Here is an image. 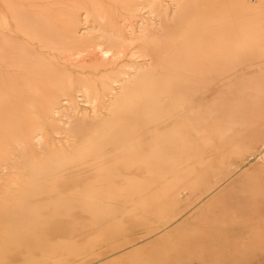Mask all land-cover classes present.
<instances>
[{
	"label": "rangeland",
	"instance_id": "obj_1",
	"mask_svg": "<svg viewBox=\"0 0 264 264\" xmlns=\"http://www.w3.org/2000/svg\"><path fill=\"white\" fill-rule=\"evenodd\" d=\"M127 1L131 2L129 8H123L120 0H0V133L4 139L7 135L5 141L10 142L9 146H2L4 150L0 146V158L6 159L7 164H16V169H10L0 161V264L4 259L6 264H264V136L250 147L231 145L242 130L264 124V0ZM190 2L194 7L196 4V11L198 7L204 11L187 13L179 19L182 24L177 20L171 29L172 18L183 13L178 11L179 5ZM197 14L200 22L195 23ZM163 22L169 26L168 42L177 45L175 62L170 70H160L157 84H162L152 85L158 86L154 91L160 90L148 94L143 110L134 111L139 114L128 111L126 107L140 106L143 96L141 101L131 96V101L129 96L119 101L118 97L123 95L121 85L136 77L141 68L151 70L156 65L136 47L144 37L139 34L146 25L160 33ZM133 34L138 36L132 37ZM196 45L203 48L204 55L199 57L217 60L215 88L211 93L210 86L192 87L190 73L179 68L182 57ZM169 74L174 79L180 74L181 81L189 77L185 83H177L167 78ZM202 76L200 79L210 78ZM199 94L204 105L218 98L222 100L219 110L226 109L214 122L215 127L213 124L217 136L213 135L210 122L198 125L202 128L199 138L195 132L184 136L186 132L179 128L184 127L183 119L176 121L179 126L174 123L176 129L170 122L172 132H176L169 128L173 135L162 134L166 138L161 139L172 142L173 136L177 141L182 136V143L170 152L174 159H169L165 170L162 164L166 160L161 158L160 151L152 154L158 156L151 162L163 169L157 170L155 178L145 170H119L121 165L132 162L129 143L123 142H129L132 135L133 142L143 141L147 129L167 123L162 116L156 123L146 121L144 111ZM114 101L126 106H122V112L116 110L118 105ZM193 108L194 116L190 110L187 116L196 117L198 111ZM125 115L134 117L125 123ZM112 116L118 124L100 126L102 120ZM194 120L189 121L197 123ZM74 128L79 130L75 133ZM101 128L104 130L100 131ZM119 137L124 140H117ZM19 145L24 146L20 149ZM237 147L244 152L234 154ZM145 153L135 160H146L148 152ZM34 165L30 171L29 166ZM140 165L144 167L141 162ZM41 168L44 169L39 171ZM108 171L112 177L103 173ZM108 180L116 181L117 187L109 185ZM128 195L130 198H125ZM243 199L254 200L250 202L253 214L235 217L232 210ZM221 209L226 211L220 213ZM232 227L234 232L226 231Z\"/></svg>",
	"mask_w": 264,
	"mask_h": 264
},
{
	"label": "bare ground",
	"instance_id": "obj_2",
	"mask_svg": "<svg viewBox=\"0 0 264 264\" xmlns=\"http://www.w3.org/2000/svg\"><path fill=\"white\" fill-rule=\"evenodd\" d=\"M51 1V0H50ZM133 1V0H132ZM146 1V0H145ZM151 1V0H150ZM204 1V0H203ZM223 1V0H222ZM221 1V2H222ZM112 2H113V0H112ZM120 2L122 3V5H123V8H129L130 7V1L128 2H126V0L124 1V0H120ZM142 2V1H141ZM197 2V1H196ZM202 2V1H201ZM200 2V3H201ZM58 3V2H57ZM70 3V2H69ZM79 3V2H78ZM139 3V2H138ZM144 3V2H143ZM150 3V2H149ZM148 3V4H149ZM177 3H178V1H177ZM180 3H182L181 2V0H180ZM179 3V4H180ZM226 3V2H225ZM47 4V3H46ZM91 4V3H90ZM156 4V3H155ZM174 4V3H173ZM43 5V4H42ZM50 5V4H49ZM60 5V4H59ZM160 5V4H159ZM158 5V6H159ZM194 5V4H193ZM192 5V3L190 2V3H187V4H184V5H179L180 6V8H179V12H181V11H183V13H182V15L181 14H178V16L179 17H174V18H172V25H171V29L173 28V27H175L176 25H177V23L178 22H175V21H177V20H179V19H181L183 16H185V15H187V13H191V15L192 14H194V12H198L199 11V13H202V10L204 9H200L199 7H198V5H197V7L199 8H196L197 9V11L194 9L195 7H196V4H195V7ZM204 5V4H203ZM178 6V5H177ZM178 6V7H179ZM199 6H200V4H199ZM209 6V5H208ZM132 8V7H131ZM151 8V7H150ZM176 8V7H175ZM175 8H174V10H175ZM212 8H214V7H212ZM56 9V8H55ZM55 9H53V10H55ZM154 9V8H153ZM186 9H187V11H186ZM45 10V9H44ZM150 10V9H149ZM161 10V9H160ZM49 11V10H48ZM125 11V10H124ZM204 11V10H203ZM127 13H128V11H126ZM129 12H131V11H129ZM153 12V11H152ZM151 12V13H152ZM161 12V11H160ZM163 12V11H162ZM175 12V11H174ZM146 13V12H145ZM155 13V12H154ZM173 13V12H172ZM189 13V14H190ZM91 14V13H90ZM156 14V13H155ZM154 14V15H155ZM158 15V14H157ZM156 15V16H157ZM165 15V14H164ZM155 16V17H156ZM158 16H160L161 18L162 17H164V16H161V15H158ZM157 16V17H158ZM166 16V15H165ZM188 16H190V15H188ZM196 16V20L195 21H193V22H195V23H198V22H200V15L199 14H197V15H195ZM93 17V16H92ZM167 17V16H166ZM130 18V17H129ZM126 19V18H125ZM130 19H132V18H130ZM102 20H103V17H102ZM124 20V19H123ZM148 20V19H147ZM152 20V19H151ZM156 20H158V18L156 19ZM160 20V19H159ZM183 20L184 19H182V22H183ZM94 21V20H93ZM149 21V20H148ZM165 21V20H164ZM180 22V24H182L181 23V20H179ZM188 21H191V19L190 20H188ZM187 21V22H188ZM150 22H152V21H150ZM158 22V21H157ZM156 22V23H157ZM160 22H162V19H161V21H159V23ZM205 22V21H204ZM185 23V22H184ZM100 24V23H99ZM121 24H124V21H123V23H121ZM130 24V23H129ZM134 24H135V21H134ZM140 24V23H139ZM139 24H137V25H139ZM164 24V26L162 27V25ZM161 24H159L160 25V27H162L163 28V30L162 31H160V33H159V31L156 33L155 31H154V29H156V28H154V29H152L151 27H146L144 24H142L143 25V27L145 26V28L143 29V27H142V32L139 34V37L141 38V35H143L144 37L140 40V42L137 44V48L138 49H142V51H143V55L147 58L148 57V60L150 61V62H152V61H155L156 62V65L154 66V68H152L151 70H149V69H145L144 68V70L142 71V68H141V71L140 72H138V73H136L137 74V76L136 77H134V78H132L129 82H126L124 85H121L122 87H123V95L122 96H119L118 97V100L119 101H122V100H124L126 97H128L129 96V98H128V100H130L131 98H130V96L134 99V100H138V101H141L140 100V98L142 97V101H141V104H140V106H138V107H135V105H134V107H126V106H124V105H122L123 107H126L125 109L126 110H128V111H131V112H134V111H141V110H143V106H144V104L146 103V100H148L147 99V96H149L150 94L149 93H151L152 91H154L155 90V88H157L158 86H156V87H153L152 85H158L157 84V79H159V78H161L160 76H159V73H160V70H162V71H166V69L168 70V67H169V70L171 69V63H173V62H175V60L173 61V59L177 56L176 55V53L178 52L177 51V45H176V43H170V42H168V40H167V34L169 33L168 32V23L166 22H163V23H161ZM151 25H152V23H151ZM191 25V24H190ZM133 26H135V25H133ZM149 26V25H148ZM194 26V25H193ZM132 27V26H131ZM159 27V26H158ZM160 27H159V29H160ZM179 27V26H178ZM127 28V27H126ZM207 28V27H206ZM132 29V28H131ZM138 29V28H137ZM179 29V28H178ZM194 29V28H193ZM139 30V29H138ZM203 30L205 31V29L203 28ZM108 31V30H107ZM110 31V30H109ZM138 32V31H137ZM182 32H184V31H182ZM187 32V31H186ZM108 33V32H107ZM128 33V32H127ZM131 33H133V31L131 32ZM130 33V34H131ZM190 33V32H189ZM219 33V32H218ZM126 34V33H125ZM172 34V33H171ZM195 34V33H194ZM203 34V33H202ZM112 35V34H111ZM156 35H158V36H156ZM178 35H180V34H178ZM186 35V34H185ZM211 35V34H210ZM138 35H134L133 34V36L132 37H137ZM169 36V35H168ZM177 36V35H176ZM195 36V35H194ZM180 37V36H179ZM177 38V37H176ZM186 38H187V36H186ZM212 38V37H211ZM6 39V38H5ZM98 39V38H97ZM106 39H108V37L106 38ZM172 39H173V37H172ZM174 39H175V36H174ZM4 40V39H3ZM110 40V39H109ZM177 40V39H176ZM190 40V39H189ZM192 41H194V38H193V40ZM203 41V40H202ZM16 42V41H15ZM15 42H13V43H15ZM38 42V41H37ZM58 42V41H57ZM111 42V41H110ZM171 42H173V41H171ZM5 43V42H4ZM44 43V42H43ZM119 43V42H118ZM56 44V43H55ZM202 44V43H201ZM117 45V44H116ZM119 45V44H118ZM181 45V44H180ZM195 45V44H194ZM110 46V45H109ZM197 47H195V48H193L192 50H189V52H188V54L187 55H185L184 56V58L182 57V61H183V64L179 67L180 68V70L181 71H184V72H186V73H190V77H191V80H192V82L194 83V85L192 86V87H196V86H198V85H200L199 87H203V86H210L212 89L210 90V93L211 92H213V89L215 88V85H214V83H215V81H216V79L214 78V74H215V72L217 71V65H216V58H211V59H208V61H205L204 59H203V57H199V55L201 54V52L203 51V48L202 47H198V45H196ZM120 47V46H119ZM21 49V48H20ZM51 49V48H50ZM134 49H135V47H134ZM173 49V50H172ZM186 49V48H185ZM15 50V49H14ZM22 50V49H21ZM69 50V49H68ZM87 50H89V49H87ZM87 50H85V51H87ZM94 50V49H93ZM186 50H188V49H186ZM51 51V50H50ZM56 51V50H55ZM67 51V50H66ZM70 51V50H69ZM72 51V50H71ZM84 51V50H83ZM84 51V52H85ZM96 51V50H95ZM140 51V50H139ZM21 52V51H20ZM19 52V53H20ZM35 52V51H34ZM68 52V51H67ZM76 52V51H75ZM79 52H80V50H79ZM79 52H78V54H79ZM99 52V51H98ZM120 52V51H119ZM138 52V51H137ZM235 52V51H234ZM57 53V52H56ZM62 53V52H61ZM83 52H81L80 54H82ZM87 53V52H86ZM97 53V52H96ZM105 53V52H104ZM24 54V53H23ZM59 54V53H58ZM63 54V53H62ZM66 54V53H65ZM108 54V53H107ZM117 54V53H116ZM135 54V53H134ZM203 55H204V53H202ZM201 54V55H202ZM50 55V54H49ZM64 55V54H63ZM74 55H76V54H74ZM73 55V56H74ZM112 55V54H111ZM111 55H110V59H111ZM118 55H119V53H118ZM140 55V54H139ZM142 55V54H141ZM180 55V54H179ZM200 55V56H201ZM32 56V55H31ZM52 56V55H51ZM86 56V55H85ZM99 56V55H98ZM135 56V55H134ZM182 56V55H181ZM210 56V55H209ZM214 56V55H213ZM75 57V56H74ZM78 57V56H77ZM90 57V56H89ZM105 57V56H104ZM143 57V56H142ZM144 57V58H145ZM216 57H217V55H216ZM2 58V57H1ZM5 58V57H4ZM3 58V59H4ZM67 58H68V56H67ZM70 59H71V57H69ZM113 58H115V57H113ZM137 58V57H136ZM7 59V58H6ZM92 59V58H91ZM105 59H107V56H106V58ZM119 59V58H118ZM54 60V59H53ZM147 60V59H146ZM181 60V59H180ZM236 60V59H235ZM68 61V60H67ZM81 61L82 60H80V63H81ZM91 61V60H90ZM239 61V60H238ZM32 62H34L33 60H32ZM38 62V61H37ZM36 62V63H37ZM115 62V61H114ZM148 62V61H147ZM12 63V62H11ZM79 63V62H78ZM207 63V64H206ZM40 64V63H39ZM45 64V63H44ZM72 64V63H71ZM87 64H90V63H87ZM151 63H149V65H150ZM175 64V63H174ZM174 64H172L173 66H175ZM51 65V64H50ZM95 65V64H94ZM154 65V64H153ZM153 65H151L152 67H153ZM12 67H14V66H12ZM99 67V66H98ZM97 67V68H98ZM138 67H140V66H138ZM33 68V67H32ZM125 68H127V67H125ZM147 68V67H146ZM149 68V67H148ZM51 69V68H50ZM221 69V68H220ZM112 71V70H111ZM110 71V72H111ZM138 71V70H137ZM208 71H210L211 72V74H208L207 72ZM39 72V71H38ZM171 71H169L168 73H170ZM175 72H176V70H175ZM33 73V72H32ZM49 73V72H48ZM52 73H54V72H52ZM56 73V72H55ZM66 73V72H65ZM124 73H127V71L126 72H124ZM167 73V72H166ZM167 73V74H168ZM195 73H199V74H201V75H198V76H196V75H194ZM39 74V73H38ZM37 74V75H38ZM119 74V73H118ZM122 74V73H121ZM128 74V73H127ZM51 75V74H50ZM202 75H209L210 76V78H203V79H200V77H204V76H202ZM45 76V75H44ZM122 76V75H121ZM120 76V77H121ZM126 76V75H125ZM128 76V75H127ZM172 75H168L167 76V78L168 79H173V80H175L177 83H181V82H184L185 83V81L187 80L186 78L187 77H189V76H185V79H183V81H181V79L179 78V77H182L180 74H179V79L178 78H176V79H174L173 77H171ZM47 77H48V75H47ZM53 77V76H52ZM101 77V76H100ZM132 77H133V75H132ZM176 77V76H175ZM46 79V78H45ZM106 79H107V77H106ZM34 80H35V78H34ZM40 80V79H39ZM44 80V79H43ZM51 80V79H50ZM180 80V81H179ZM52 81V80H51ZM75 81V80H74ZM99 81V80H98ZM121 81V80H120ZM59 82H60V80H59ZM76 82V81H75ZM100 82V81H99ZM109 82V81H108ZM50 83V82H49ZM78 83V82H77ZM112 83V82H111ZM184 83H182L180 86H183V84ZM52 84V83H51ZM56 83L54 82V85H55ZM58 84V83H57ZM60 84V83H59ZM98 84V83H97ZM162 84V83H161ZM161 84H159V85H161ZM168 84V83H167ZM174 84V83H173ZM186 84H187V82H186ZM185 84V85H186ZM190 84V83H189ZM79 85H81V84H79ZM104 85V84H103ZM154 85V86H155ZM165 85V84H164ZM170 85V84H169ZM176 85V86H175ZM175 88L176 87H178L177 85L178 84H176L175 83ZM140 86V88H138ZM172 86V85H171ZM54 87V86H53ZM61 87V86H60ZM81 87V86H80ZM84 87V86H83ZM104 87H106V86H104ZM141 87H142V89H141ZM165 87V86H164ZM168 87V86H167ZM186 87V86H185ZM187 87H189L188 85H187ZM199 87H198V89H199ZM55 88V87H54ZM53 88V89H54ZM62 88V87H61ZM169 88V87H168ZM183 88V87H182ZM182 88H178L179 90L180 89H182ZM35 89V88H34ZM65 89V88H64ZM85 89V88H84ZM159 89V88H158ZM185 89V88H184ZM191 89V88H190ZM87 90V89H86ZM160 90V89H159ZM159 90H156V91H158L159 92ZM174 90V89H173ZM178 90V91H179ZM195 90V89H194ZM193 90V91H194ZM156 91H154V92H156ZM165 91V90H164ZM187 91H188V89H187ZM196 91V90H195ZM199 91V90H198ZM157 92V93H158ZM168 92V91H167ZM171 92V91H170ZM177 92V91H176ZM87 93H88V91H87ZM153 93V92H152ZM161 93H164V92H162V90H161ZM179 93V92H178ZM184 93H186V90H185V92ZM196 93H197V91H196ZM86 94V93H85ZM89 94V93H88ZM149 94V95H148ZM172 94V93H171ZM173 94H175V93H173ZM182 95H183V92L181 93ZM186 94H188V93H186ZM161 95H163V94H161ZM166 95V94H165ZM179 94H177V96H178ZM87 96V95H86ZM154 96V95H153ZM168 96V95H167ZM185 96V95H184ZM151 97V96H150ZM180 97H181V95H180ZM201 97H202V94H199V95H197L196 97H194V95H191V96H187L186 98H183V99H181L180 101L178 100V99H176L177 100V102L175 103V104H172L171 105V103H170V106H168V104L167 105H160V106H158L157 108H153V109H151L150 110V112H146L145 113V111H144V115H142V113H143V111H142V113H141V115L142 116H144V117H146L145 119H146V121H148V122H157V120L162 116V120L163 119H165L166 121H167V123L169 122H172V125L175 123L176 125H177V123H176V121H179V120H182L183 119V122H184V127H179V128H183L182 130H183V133H184V131L187 133H184L183 135L184 136H186V135H188L189 136V134H190V136H192L193 134H194V132L198 135V136H196V137H200V136H202L201 134H202V132H200V131H202V128H201V130L199 129V124L201 123H203L202 125L203 126H205V122H210L211 123V125H212V130H213V135H216L218 132H217V129L215 130L214 128H213V124H214V122L216 123V121H217V119H220V118H218V116L220 115V113L222 112V110H219V109H221V107L218 105L219 104V102L220 101H222V100H217V99H212V101H211V103H210V105H204V103L203 102H201ZM161 98V97H160ZM177 98V97H176ZM220 98V97H219ZM152 100H153V98H151ZM180 99V98H179ZM161 100V99H160ZM224 100V99H223ZM240 100V99H239ZM131 101V100H130ZM151 101V100H150ZM155 101V100H154ZM153 101V102H154ZM158 101V100H157ZM172 102L174 101L175 102V100H171ZM115 102V101H114ZM116 102H117V98H116ZM115 102V103H116ZM168 102H170V101H168ZM198 102V103H197ZM200 102V103H199ZM242 102V101H241ZM264 102V101H263ZM225 103V102H224ZM234 103V102H233ZM137 104L138 103H136V106H137ZM197 104H200L199 105V107H196V105ZM244 104V103H243ZM248 104V103H247ZM259 104V103H258ZM262 104V103H261ZM115 106L116 105H118L117 107H116V110L117 111H119V113H120V111L122 112V106L121 105H119L118 103H116V104H114ZM129 105V104H128ZM245 105V104H244ZM243 105V107H245ZM114 106V107H115ZM130 106V105H129ZM146 106V105H145ZM198 106V105H197ZM249 106V105H248ZM260 106H262V105H260ZM192 107H194L193 109L194 110H196L195 109V107L196 108H198V110H196V111H198V113H197V115H199L198 117H197V115H196V117H192V116H194V114H195V112L193 113V110L191 111V108ZM234 107V106H233ZM242 107V108H243ZM258 107H259V105H258ZM257 107V108H258ZM110 108V107H109ZM112 109H113V107H111ZM171 108V110L170 111H168L169 109ZM223 108V107H222ZM227 108V107H226ZM236 108V107H235ZM246 108L247 107H245V110H246ZM248 108H250V107H248ZM263 108V107H262ZM112 109H108V110H111L112 111ZM145 109H146V107H145ZM168 109V110H167ZM5 110V109H4ZM114 110V109H113ZM124 110V109H123ZM193 113V115L191 116V117H189V116H187L188 114H190L191 112ZM204 110V113H203V115H201L202 114V111ZM224 110H226V109H224ZM223 110V111H224ZM228 110V112H229V109H227ZM189 111V112H188ZM243 111H244V109H243ZM248 111V110H247ZM246 111V112H247ZM260 111V110H259ZM262 111V110H261ZM114 112V114L116 113L115 111H112L111 113H113ZM138 112H134V113H138ZM188 112V113H187ZM240 112V111H239ZM254 112V111H253ZM126 112H124V114H125ZM149 113V114H148ZM232 113V112H231ZM234 113V112H233ZM236 113V112H235ZM245 113V112H244ZM264 113V112H263ZM5 114V113H4ZM130 114V113H129ZM128 114V116H131V115H129ZM139 114V113H138ZM225 114V113H224ZM246 114V113H245ZM245 114H244V117H245ZM257 114V113H256ZM3 115V114H2ZM9 115V114H8ZM7 115V116H8ZM108 115H110V114H108ZM111 115H113V114H111ZM122 115V114H121ZM140 115V116H141ZM238 115V117L240 118V116H239V114H237ZM243 115V114H242ZM254 115V114H253ZM126 116V118H127V115H125ZM133 116V115H132ZM258 116V115H257ZM11 117H12V115H11ZM110 117V116H109ZM118 117V116H117ZM134 117V116H133ZM133 117H131L132 119H133ZM143 117V118H144ZM184 117H186V118H192V119H189L188 118V123L187 122H185L184 120L186 119H184ZM237 117V118H238ZM115 118V117H114ZM114 118H113V116H112V119H105V120H102L101 122H100V126H102V124H104L103 126H105L107 123H114V124H118L119 123V121L117 122L116 120H114ZM129 118V117H128ZM125 119V123H126V121L127 120H131V118H129V119ZM193 118H196L195 120L197 121V123H192L191 121L192 120H194ZM199 118V121L197 120ZM233 118V117H232ZM13 119V118H12ZM119 119H121V117L119 118ZM235 119V118H234ZM2 120H4V119H2ZM189 120H191V121H189ZM193 121V122H196V121ZM8 121V120H7ZM10 121V120H9ZM8 121V122H9ZM81 121V120H80ZM83 121V120H82ZM81 121V122H82ZM173 121H175V122H173ZM256 121H258V120H256ZM260 121H263L262 120V118H261V120ZM78 123H80L79 121H77ZM99 122V121H98ZM123 122H124V120H123ZM150 122V123H151ZM165 122V121H164ZM183 122L181 121V123L183 124ZM255 122V121H254ZM0 123H1V121H0ZM5 123V122H4ZM28 123V122H27ZM78 123L76 124V126L78 125ZM95 123V122H94ZM129 123L130 122H128V125H129ZM135 123V122H134ZM133 123V124H134ZM164 124V125H156V126H152L150 129H147L148 131L146 132V134L145 135H143V136H146V138L143 140V141H134L133 142V135L130 137V138H126V139H130L129 140V142H123L124 144H128L129 143V145L128 146H130V148L128 149V151H130V153H129V158L132 160V162H130L129 164H126V165H121L120 167H119V170L120 171H129V170H132V171H137V172H141V171H143V170H145V172L147 173V175L149 176V177H153V178H155V175H157V170L160 172L161 171V169L162 168H164V166L167 168V166L170 164H168V165H166V163L169 161V159H174V157L172 158H170V152H172L173 150H174V148H175V146H177V144H179V143H182V136H181V138H179L178 139V141H177V139L175 140L174 139V136H173V140H175L174 142H173V140L171 139V141L172 142H170V137L168 138L169 140H162L163 138H162V134H164V136H166L167 135V133L169 134V128L171 129V132H172V129L174 130V127H175V129H176V125L173 127V128H171L172 127V125H171V123H170V125L169 124ZM180 123V122H179ZM179 123H178V125L177 126H179ZM252 123V122H251ZM262 123V122H261ZM12 124V123H11ZM141 124V123H140ZM182 124H180V125H182ZM209 124V123H208ZM208 124H206V125H208ZM257 124V123H256ZM86 125V124H85ZM110 125V124H109ZM108 125V126H109ZM123 125H125L124 123H123ZM135 125V124H134ZM246 125H248V124H246ZM250 125V124H249ZM1 126V125H0ZM2 126H3V128L5 127L3 124H2ZM18 126V125H17ZM17 126H16V128H17ZM118 126V125H117ZM126 126H127V124H126ZM125 126V127H126ZM170 126V127H169ZM7 127V126H6ZM81 127L83 128L84 126H82L81 125ZM107 127V126H106ZM119 127V126H118ZM122 127V126H121ZM120 127V128H121ZM128 127V126H127ZM131 128L133 127V126H130ZM198 127V128H197ZM214 127H215V124H214ZM219 127V126H218ZM14 128V127H13ZM26 128V127H25ZM28 128V127H27ZM77 128H79V127H77ZM77 128H74L73 129V131H75V133L79 130H77ZM108 128V127H107ZM115 128V127H114ZM193 128V129H192ZM197 128V129H196ZM209 128V127H208ZM241 128H243V127H241ZM5 129V128H4ZM7 129V128H6ZM42 129V128H41ZM116 129V128H115ZM119 129V128H118ZM128 129V131H129V133H130V131H131V129H129V128H127ZM177 129H178V127H177ZM192 129V130H191ZM207 129V128H206ZM244 129V128H243ZM81 130V129H80ZM102 130H104V129H100V131H102ZM125 130V129H124ZM187 130V131H186ZM196 130V131H195ZM234 130V129H233ZM72 131V132H73ZM113 131V130H112ZM115 131V130H114ZM120 130H118V132H119ZM122 131H123V128H122ZM127 131V130H126ZM133 131V130H132ZM198 131V132H197ZM31 131H29V133H30ZM35 132H36V130H35ZM80 132V131H79ZM110 132V130L108 131V133ZM160 132V134H157V133H159ZM170 132V134L171 135H173L172 133L173 132H176V131H173L172 133ZM182 132V131H181ZM180 132V133H181ZM201 134H200V133ZM6 133V132H5ZM9 133H11V132H9ZM74 133V134H75ZM124 133V132H123ZM126 133V132H125ZM141 133V132H140ZM177 133H178V131H177ZM206 133V132H205ZM232 133V132H231ZM40 134V133H39ZM74 134H73V136H74ZM122 134V133H121ZM128 134V133H127ZM138 132L136 133V135H137V137H138ZM142 134H144V133H142ZM156 134V135H155ZM169 134V136H171ZM175 134V133H174ZM235 134V133H234ZM36 135V134H35ZM80 135V134H79ZM82 135V134H81ZM119 135H120V133H119ZM140 135V134H139ZM155 135V136H154ZM180 135V134H179ZM207 135V134H206ZM0 136H1V133H0ZM5 136V135H4ZM11 136V135H10ZM30 136V135H29ZM92 136V135H91ZM154 136V137H153ZM163 136V137H164ZM177 136V135H176ZM175 136V137H176ZM187 136V137H188ZM217 136V135H216ZM240 137H239V139L238 138H236L234 141H235V143L233 142L231 145H235L236 143L238 144V145H241V146H239V147H243V146H245L246 147V145H247V147H250L251 146V144L253 143V141H254V143H255V140L256 139H260L262 136H264V124H262V125H257L256 126V128H254V129H251V127H248L247 129H244V130H242L241 132H240V135H239ZM7 135H6V139H7ZM15 137V136H14ZM37 137V136H36ZM136 137V138H137ZM166 137H168V136H166ZM166 137H164V139L166 138ZM203 137H205V136H203ZM219 137V136H218ZM232 139H234L235 137H233V136H230ZM4 140H2V139ZM1 140H0V146L2 147V146H4V145H6V146H9L10 145V142H8V141H5L6 139H4L3 138V136H1ZM32 138V137H31ZM42 138V137H41ZM76 138V137H75ZM81 138V137H80ZM105 138H107V137H105ZM112 138H113V136H112ZM121 137H119V138H117V140H119ZM136 138H135V140H136ZM162 138V139H161ZM192 138V137H191ZM190 138V139H191ZM40 139V138H39ZM189 139V138H188ZM194 139V138H193ZM263 139V138H262ZM9 140V139H8ZM19 140V139H18ZM74 140H76V139H74ZM106 140V139H105ZM116 140V141H117ZM120 140H122V139H120ZM124 140V139H123ZM122 140V141H123ZM142 140V139H141ZM2 141V142H1ZM22 140H20V143H22L21 142ZM92 141H93V139H92ZM103 141H104V138H103ZM122 141L120 142L119 141V143H120V146H121V143H122ZM125 141H127V140H125ZM132 141V142H131ZM185 141V140H184ZM199 141V140H198ZM257 141V140H256ZM264 141V140H263ZM40 142V141H39ZM106 142H108V141H106ZM105 142V143H106ZM151 142V144H148V143H150ZM195 142H197V139H196V141L194 140L193 141V143H195ZM260 142V141H259ZM17 143V142H16ZM19 143V142H18ZM42 143V139H41V142L39 143V144H41ZM43 143H45V142H43ZM105 143H104V147H106L105 146ZM119 143H117L118 145H119ZM122 143V144H123ZM261 143H264V142H262V140H261ZM3 144V145H2ZM103 144V143H102ZM112 144V143H111ZM189 144V143H188ZM196 144V143H195ZM225 144H227V143H225ZM259 144V143H258ZM72 145H73V143H72ZM192 145H194V144H192ZM262 145V144H261ZM24 145H21V147H23ZM75 147H76V145H74ZM99 146V145H98ZM113 146H115V145H113ZM117 146V145H116ZM123 146V145H122ZM19 147H20V145H19ZM21 147H20V149H21ZM26 147V146H25ZM75 147H73L74 149H75ZM78 147H80V146H78ZM97 147V146H96ZM185 147H187L186 145H185ZM193 148L192 149H194V146H192ZM199 147V146H198ZM5 148V147H4ZM4 148L2 147V149L4 150ZM7 148V147H6ZM102 148V147H101ZM178 150L180 149L179 148V145H178ZM94 149V148H93ZM99 149H100V147H99ZM124 149V148H123ZM196 149H199V148H196ZM52 150V149H51ZM73 150V149H72ZM104 150V149H103ZM106 150V149H105ZM190 150V149H189ZM6 151H8V150H6ZM22 151H23V148H22ZM57 152H58V150H56ZM148 152V157H147V159L146 160H135V157H137V155L139 156V155H141V153L142 152ZM160 151V152H159ZM176 151H177V149H176ZM238 151H240V148H235V150H234V154H237V152ZM247 151V150H246ZM27 152H30V151H27ZM46 152V151H45ZM50 152V151H49ZM155 152H159V153H161V158H163V160H166L162 165H163V167L161 168V166H155L152 162H154L155 160H153L154 158H156V156H158V155H152V154H155ZM178 152V151H177ZM192 152V151H191ZM194 152V151H193ZM197 152H198V150H197ZM196 152V153H197ZM240 152H244L243 150L242 151H240ZM9 153V152H8ZM22 153V154H21ZM20 154H21V156L24 154V152H21ZM47 154H48V152H46ZM54 153H55V151H54ZM91 153V152H90ZM225 153V152H224ZM10 154H11V152H10ZM9 154V155H10ZM13 154V153H12ZM11 154V156H13ZM52 154V153H51ZM104 154V153H103ZM105 154H106V152H105ZM104 154V155H105ZM146 154V153H145ZM177 154V153H176ZM192 154V153H191ZM226 154H227V152H226ZM28 155H29V157H31V153H28ZM50 155V154H49ZM103 155V156H104ZM106 155H108V153L106 154ZM110 155V154H109ZM181 155H182V152H181ZM180 155V156H181ZM229 155V154H228ZM15 156V155H14ZM58 156V155H57ZM64 156V155H63ZM62 156V157H63ZM219 156V155H218ZM225 156V155H224ZM223 156V157H224ZM27 157V156H26ZM33 158H34V156H32ZM31 157V158H32ZM54 157H56L55 155H54ZM64 157H66V156H64ZM68 157V156H67ZM143 157V156H142ZM144 157H146V155L144 156ZM14 158V157H13ZM30 158V159H31ZM8 159H9V157H8ZM11 159H12V157H11ZM11 159H9V160H11ZM17 159V158H16ZM30 159H28V160H30ZM35 159V158H34ZM140 159H141V157H140ZM6 159H3V157H1L0 158V161H2V162H4V163H6L7 164V161H5ZM14 160V159H13ZM26 160H27V158H26ZM27 160V161H28ZM55 160V159H54ZM53 160V161H54ZM151 160H153L152 162H151ZM32 161V159L30 160V162ZM44 161V160H43ZM15 162H19V161H15ZM56 162V161H55ZM125 162V161H124ZM140 162L141 163H143L144 164V167L143 168H141L142 166L140 165ZM156 162H157V160H156ZM155 162V164H157ZM171 162V161H170ZM31 163H36V162H31ZM52 163V162H51ZM54 163V162H53ZM52 163V164H53ZM37 164V163H36ZM72 164V163H71ZM7 165H9V167L8 168H10V169H13V168H15L16 169V164H14L13 162H9V164H7ZM19 165V164H18ZM23 165V164H22ZM26 165H27V163H26ZM30 165H32V164H30ZM38 165V164H37ZM37 165H36V167H37ZM41 165V164H40ZM154 165V166H153ZM18 167V166H17ZM23 166H21L20 167V169L22 168ZM27 167V166H26ZM32 167H35V165L34 166H29V168H30V171H33V170H31V168ZM7 168V167H6ZM28 168V169H29ZM18 170H17V173H19L18 171H19V168H17ZM33 169V168H32ZM36 169V168H35ZM44 168H41L39 171H42ZM163 170V169H162ZM164 170H165V168H164ZM262 170H264V166H263V169ZM21 171V173H22V170H20ZM35 171V170H34ZM38 171V172H39ZM64 171V170H63ZM24 172V171H23ZM28 172H29V170H28ZM30 173V172H29ZM103 173H105V174H109V176H111V175H113L112 174V172L111 171H108V172H103ZM24 174V173H23ZM33 174V173H32ZM35 174V173H34ZM33 174V175H34ZM25 175V174H24ZM26 175H27V173H26ZM29 175V174H28ZM31 175V174H30ZM116 175V174H115ZM21 176H22V174H21ZM32 176V175H31ZM112 177V176H111ZM229 177V176H228ZM13 178V177H12ZM111 179V178H110ZM131 179H133V178H131ZM134 179H136V177L134 178ZM13 180V179H12ZM19 180H21V179H19ZM23 180V179H22ZM28 180V179H27ZM126 180V179H125ZM33 181V180H32ZM121 181V180H120ZM203 181V180H202ZM201 181V182H202ZM24 182H27V181H24ZM23 182V183H24ZM108 182L110 183L109 185H111L112 184V186H114V185H116L115 183H116V181H109L108 180ZM132 182H134L133 180H132ZM197 182H199V180L197 181ZM102 183H105V181L104 180H102ZM200 183V182H199ZM114 184V185H113ZM145 184V183H144ZM140 185V184H139ZM196 185V184H195ZM27 186V185H26ZM105 186V185H104ZM21 187V186H20ZM106 187H108V186H106ZM116 187H117V185H116ZM110 188V187H109ZM114 188V187H113ZM131 188H134V186L132 187L131 186ZM111 190V189H110ZM169 190V189H168ZM174 190V189H173ZM131 193V192H130ZM133 193V192H132ZM33 196V195H32ZM119 197H120V195H119ZM118 197V199L117 200H119L120 198ZM129 197V195L128 196H126L125 198H128ZM130 198V197H129ZM114 199V198H113ZM254 201V200H253ZM253 201L251 202V203H253ZM241 203H240V206H238L239 204H237L235 207V209L236 210H232V212H233V214H234V216L235 217H239L240 215L241 216H244V215H248V214H253L251 211L253 210V209H251V207H253L252 205H251V203L248 201V200H245V199H243V201H240ZM227 206V205H226ZM231 207H233V205L231 206ZM256 208V207H255ZM234 209V208H233ZM222 210V209H221ZM251 210V211H250ZM224 211H226V210H222L220 213H222V212H224ZM228 211H229V209H228ZM202 214V213H201ZM215 214H218V213H215ZM240 216V217H241ZM253 217V216H252ZM221 220H223V218L221 219ZM237 225V224H236ZM241 225H243V224H241ZM240 225V226H241ZM240 226H237V227H240ZM227 229V228H226ZM225 229V230H226ZM239 230V229H238ZM246 230V229H245ZM227 232H229V233H232V231L234 232L235 231V228H229V231L228 230H226ZM256 231V230H255ZM226 233V232H225ZM243 233V232H242ZM256 233V232H255ZM236 234V233H235ZM262 250V249H261ZM28 253H30V252H28ZM7 263V261H6V259H4L3 261H2V264H6Z\"/></svg>",
	"mask_w": 264,
	"mask_h": 264
}]
</instances>
